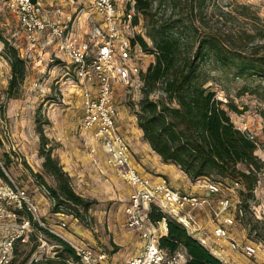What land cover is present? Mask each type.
Listing matches in <instances>:
<instances>
[{
    "label": "trees",
    "instance_id": "1",
    "mask_svg": "<svg viewBox=\"0 0 264 264\" xmlns=\"http://www.w3.org/2000/svg\"><path fill=\"white\" fill-rule=\"evenodd\" d=\"M209 1L134 0L133 23L139 24L142 16L146 32L137 35L133 42L138 41L144 53L154 56L141 73L142 97L134 113L151 148L164 162L176 164L192 181L201 178L240 181L245 189L239 207L243 211L248 207L246 197L254 195L264 162L256 155L257 141L239 128L229 114V110L238 111V108L229 101L224 102L214 87L207 85L210 71L206 68L230 74L235 79L264 80V54L257 50L258 46L249 48L255 34L247 29L238 40L226 39L220 28L203 29L201 24L211 13ZM222 13V16L231 15L227 11ZM239 13L244 18L252 15L246 4H240ZM253 17L260 19L256 13ZM257 33L264 35L262 31ZM0 39L4 44L2 54L11 67L6 94L12 98L27 78L28 61L15 44L2 36ZM35 123L40 137L39 153L44 161L43 173H33L52 195L54 211L69 208L83 219L95 200L75 191L69 173L53 155L55 145L44 128L50 120L41 118V107L37 109ZM10 163L9 156L0 158V177L12 184L7 174ZM44 175L53 177L56 186H49ZM23 208L34 227L45 231L62 246L58 257L67 255L79 261L75 249L66 240L34 221L24 203ZM149 218L153 223L166 221L167 234L160 237L159 243L168 254L185 250L186 264H226L155 203L150 205Z\"/></svg>",
    "mask_w": 264,
    "mask_h": 264
},
{
    "label": "rangeland",
    "instance_id": "2",
    "mask_svg": "<svg viewBox=\"0 0 264 264\" xmlns=\"http://www.w3.org/2000/svg\"><path fill=\"white\" fill-rule=\"evenodd\" d=\"M207 4L211 13L207 15L205 23L201 24L203 29L220 28L226 39L235 38L236 40L241 38L245 29H247L251 34H255L251 39L249 48L258 46L257 50L264 54V35L261 36L257 33L262 31V34H264V0H210ZM240 4L249 6L252 12L251 17L244 18L240 15ZM118 7L125 14H135L134 0H120L118 1ZM224 11L231 12V15L222 16ZM255 13L260 19L253 17ZM144 24V18L141 16L139 24L136 25L135 35H145ZM0 36L15 45H19L25 52V44H27L25 33L19 25L17 15L6 7L5 0H0ZM3 46L4 44L0 39V139L2 141L0 158L10 157L11 163L7 171L10 182L13 183L12 180H14L18 186L25 189L26 194L37 205L38 199L45 197L43 199L46 200V212L38 206V214L45 225L57 227L63 219L67 222L64 230L66 234L73 230L72 223L74 222L76 225H82V228L88 229L89 232L91 231V236L100 233L109 234L106 230L107 220L98 221V217L93 212L96 210H108L111 205H116L114 202H119L123 199L120 198L119 194H115L113 187L109 186V182L106 185L102 183L103 178L101 180L96 171L86 170L88 174H91L83 181H79L75 176L71 177L69 174L75 191L84 197L95 200L89 212L83 214V219L76 216L69 208L63 207L59 211H54L55 201L52 195L48 188L42 184V181L33 173H43L42 163L44 161L37 145V143L40 145V137L35 123L37 109L41 107V118L45 119L48 118L47 111L51 103H54L53 106L63 107V92H68L64 88L68 85L71 86V80L66 79L67 76H64V68L67 63L54 55V53H50L48 58L44 59L42 64L38 66H35L33 62L35 59L33 55L28 57L27 61L30 62V68H28L27 78L18 94L15 97L8 98L6 89L11 70L8 69L9 61L2 54ZM138 50L143 56L144 52L140 48ZM151 58L148 57V60H145V66ZM206 70L210 71V79L207 85H212L217 91L218 97L224 102L229 101L238 108V111L229 110V114L239 128L254 134L258 143L256 155L264 162V80L258 77L246 80L235 79L230 74L211 70L209 67ZM65 79L66 82L63 85L62 82ZM142 86L141 78L139 82H135L131 86L121 84L124 93L123 101L133 112L142 97ZM225 107L228 108L226 105ZM49 127L50 123L44 125L46 135L49 132ZM80 140L83 148H81L80 144L79 147L77 146L80 142L76 138L74 140L65 139L63 142L50 139V142L57 146L56 148L59 147V150H62V155H72L73 160L78 162V165L76 164L75 166L80 167L79 163L81 162L71 152V147L73 146L87 152V148L81 138ZM60 146H63V149ZM53 155L57 156L54 150ZM57 157L60 160L59 156ZM44 177L49 186H56V181L53 177L47 175H44ZM258 177L259 180L255 187L254 195L246 197L248 207L243 208V211H240L239 207L244 199V187L236 189V191H224L234 201L233 212L236 214V220L231 227L242 232V235L259 245L258 254L255 257L250 258L240 253L241 256L247 259V264H264L259 257L264 254V168L259 172ZM9 185L8 181L0 177V192ZM211 198L212 202L215 203L218 195H214ZM12 212H16L17 216L10 215ZM32 216L33 220L37 221L35 215L32 214ZM28 219L25 208L22 209V207L17 205V201L5 198L0 193L1 237L15 232L17 224ZM31 224L33 226L32 222ZM122 228L123 230L125 229L123 226ZM89 246L91 247V245ZM104 246L110 251L108 252L109 262L111 260L110 255L120 250L121 247L123 248L121 251H125L124 246H115L112 241H108V244H104ZM60 248L62 246L58 244L56 239L45 231L33 226L31 232L17 240L13 262L14 264H70V262H76L67 255L58 257L57 252L60 251ZM93 248L97 249L96 247ZM50 259H53V261H49Z\"/></svg>",
    "mask_w": 264,
    "mask_h": 264
},
{
    "label": "built area",
    "instance_id": "3",
    "mask_svg": "<svg viewBox=\"0 0 264 264\" xmlns=\"http://www.w3.org/2000/svg\"><path fill=\"white\" fill-rule=\"evenodd\" d=\"M6 7L14 12L28 42V50L23 57H32L31 50L46 36V43L55 44L60 57L69 61L66 76L71 80L73 94L80 97L83 113L78 123L80 133L90 132L97 139L106 154V160L116 174L127 182L132 192L126 207V225L137 230L143 240L141 250L131 256L125 264H186L187 258L181 251L174 255L160 247V236L149 218L151 203L175 217L187 229L197 226L193 211L199 207H209L218 219L213 233L217 240H224L233 251L250 258L258 254L259 245L254 241L241 242L232 237L230 227L235 223L234 201L225 190L236 191L243 188L240 181L223 182L205 179L203 187L212 196L218 195L216 202L208 196L185 193L171 186L166 177L157 182L138 172L132 161L129 140L119 131L118 109L115 103V84L133 85L139 82L144 65L142 48L134 43L136 25L133 15L125 14L118 7L119 0H86L101 16L98 25H93L84 35L72 30V18L46 17L40 0H5ZM144 52V51H143ZM255 139L254 134L249 133ZM258 145V143H257ZM12 184L1 191V195L23 203L35 215V219L49 232L66 240L79 256V261L70 264H110L105 250L94 249L84 242H75L64 233L67 222L63 219L57 227L47 226L38 214V205L26 194L25 189ZM241 211V210H240ZM10 215L16 217L17 213ZM30 220L17 224L15 232L0 238V264H12L17 240L31 232Z\"/></svg>",
    "mask_w": 264,
    "mask_h": 264
},
{
    "label": "crops",
    "instance_id": "4",
    "mask_svg": "<svg viewBox=\"0 0 264 264\" xmlns=\"http://www.w3.org/2000/svg\"><path fill=\"white\" fill-rule=\"evenodd\" d=\"M43 6L44 15L46 17H59L65 19L67 17L72 18V30L73 32L84 35L93 25H98L102 18L98 14L97 10L89 4L86 0H40ZM120 1V0H119ZM46 36H43L31 50L34 56L33 62L35 66L41 65L43 60L48 58L50 53H54L57 57H60L56 52L55 44L46 43ZM23 55L24 49L19 45H16ZM26 50H28V42L25 44ZM23 50V51H22ZM25 50V51H26ZM149 59V63L154 60V56L151 54H145L143 56L144 61ZM1 58H3L1 56ZM68 65L69 61L65 57H60ZM8 63L7 61H5ZM31 62V64H33ZM148 63V64H149ZM30 68V62H28ZM64 68V76L69 66ZM147 64V66H148ZM67 68V69H66ZM10 70V64H8ZM66 79H68L66 77ZM65 81L62 82L65 85ZM68 81V80H67ZM68 92H63L64 97L63 107L53 106L51 103L47 111L48 119H50V127L47 136L55 141L63 142L65 139L74 140L75 138L81 141L82 139L87 152L81 151L80 148L71 147V152L77 156V160H73V156L61 154L59 147L54 148V153L60 158V162L64 169L71 175L76 177L77 180L83 181L90 174L86 170L96 171V174L103 178V184L110 183V187L114 189L116 195H120L123 199L119 202H114L116 205H111L108 210L94 211L98 218V221L107 220L106 230L109 234L104 233L91 236L88 229L82 228V225L73 224V230L67 232V237L76 241L84 242L92 247H96L99 250H105L110 252L104 244H108V241H112L115 246H124L125 251L117 250L110 255V264H125L127 260L137 254L142 247L143 240L140 232L137 230L129 229L126 225V207L129 203L130 194L132 192L131 186L120 178L115 170L108 165L106 160V154L101 148L99 142L90 132L80 133L78 130V123L83 113V106L79 96L73 94L72 85H68L64 88ZM124 93L121 88V84L117 82L115 84V103L118 109L117 124L119 131L129 140L132 151V161L136 165L138 172L144 177L157 182L161 177H166L171 186L179 189L185 193L197 194L200 196L212 197L205 188L203 183L204 178L192 181L176 164L166 163L162 160L161 156L157 154L150 146V144L144 139L143 130L139 127L136 114L131 111L123 101ZM58 108V110H57ZM60 109V110H59ZM74 131V132H73ZM80 137V138H78ZM77 143V142H74ZM81 148H83V145ZM38 147L40 146L37 143ZM63 149V146H60ZM70 153V152H69ZM77 154V155H76ZM76 180V181H77ZM114 197V196H113ZM116 197V196H115ZM45 198V197H43ZM43 198L38 199L37 203L39 208L46 212V200ZM212 200V198H211ZM194 219L197 222V226L192 229H188L195 237H197L207 248L210 249L216 256H218L226 264H247V259L241 256L240 253L233 251L228 245L227 241L217 240L214 236L213 230L218 223V219L211 213L209 207H199L193 211ZM105 222V221H104ZM122 226L125 228L123 230ZM156 232L161 237L167 234V223L165 220L158 223H153ZM105 227V226H104ZM232 237L241 242L251 241L242 232L237 231L234 227H230ZM127 230L126 232H124ZM108 237V238H107ZM1 238V236H0ZM246 239V240H245ZM188 258L185 250H181ZM118 254V255H117ZM264 262V254L259 256ZM259 259V258H258ZM260 260V259H259Z\"/></svg>",
    "mask_w": 264,
    "mask_h": 264
}]
</instances>
